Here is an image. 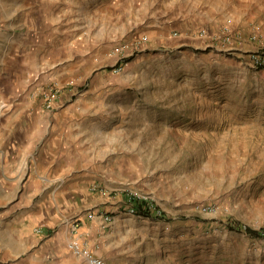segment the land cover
Segmentation results:
<instances>
[{"label":"rangeland","instance_id":"obj_1","mask_svg":"<svg viewBox=\"0 0 264 264\" xmlns=\"http://www.w3.org/2000/svg\"><path fill=\"white\" fill-rule=\"evenodd\" d=\"M100 1L110 7L112 0ZM201 3L203 8H173L195 22L192 30L173 27L162 35L130 23L145 8L0 0V50L4 45L15 79L0 95V110L4 99L28 97L42 105L51 86L61 88L57 106L92 85L116 87L106 93L121 110L116 179L90 190H100L107 204L114 197L120 207L99 212L122 215L142 230L146 264H264V66L257 63L264 58V0ZM69 15L90 26L83 30L75 20L68 33L63 21ZM225 24L233 31L217 36ZM202 29L209 35L200 36ZM84 31L91 34L88 41L79 35ZM252 34L258 39L250 40ZM67 35L91 49L103 41V50L91 53L90 71L66 82L48 79L50 68L35 62L37 49ZM25 171L17 175L0 155V264H61L55 253L41 254L34 241L47 242L65 227L55 222L44 237L25 227L36 220L40 195L49 192L34 188L33 174ZM129 198L159 213L130 215ZM249 229L262 235L252 237Z\"/></svg>","mask_w":264,"mask_h":264},{"label":"crops","instance_id":"obj_2","mask_svg":"<svg viewBox=\"0 0 264 264\" xmlns=\"http://www.w3.org/2000/svg\"><path fill=\"white\" fill-rule=\"evenodd\" d=\"M67 2L73 0H66L65 8H79L90 2H96L94 8H145V14L133 21L130 19V23L136 28L142 26L162 35L173 27L182 30L195 27L193 20L173 8H203L201 0H112L106 5L110 7H104L105 2L100 0H79L72 5ZM75 20L76 27L81 26L83 30L90 26L87 21L79 23V18L69 15L63 21L68 33L75 27ZM79 35L87 41L91 36L86 31ZM67 39L68 35L60 42L44 43L37 49L35 62L40 61L50 68L46 78L66 82L76 74L86 73L91 69V53L103 50V41L91 49L89 43L83 45L84 40ZM29 55L27 53L25 60L21 61L19 71L24 72L22 68L29 64ZM8 68L3 45L0 50L2 96L4 87L10 88L11 83L15 86V79L10 78ZM113 89L116 87L92 85L77 100L62 102L53 112L46 111L28 97L13 101L4 99L1 103L0 155L3 163L17 168V175L25 170L32 173V186L49 190L47 194L40 195L39 206L34 213L35 222L30 220L25 227L39 237H44L45 233H35L36 227H42L44 232H48L55 222L65 227L47 242L34 241L41 254L53 252V258L61 264L83 262L84 258L74 255L69 248L74 239L87 244L91 254L103 257L106 264H146L147 261L143 256L147 251L143 232L136 225L128 223L122 215L114 218L112 226L104 225L101 216L88 218V210L92 208L116 211L120 207L114 197L107 204V199L90 190L94 184L107 187V179L115 181L112 173L119 166L117 158L122 151V134L116 122L121 120L120 104L112 102L106 95ZM13 93L16 97L17 89ZM78 213L82 214L84 221L74 233L72 222Z\"/></svg>","mask_w":264,"mask_h":264},{"label":"built area","instance_id":"obj_3","mask_svg":"<svg viewBox=\"0 0 264 264\" xmlns=\"http://www.w3.org/2000/svg\"><path fill=\"white\" fill-rule=\"evenodd\" d=\"M231 31H233L231 26L225 24L221 27V32L219 34H216V35L222 36L223 34H228ZM198 34L200 36L209 35L205 29L200 30ZM236 37L238 39L243 38V36L240 33H236ZM249 39L250 40H257L258 36L256 34H252L249 37ZM257 63L261 66H264V58H258ZM60 92H61V88H59L57 86H51L49 88L47 87L44 89V91L42 93V105H43L45 110L50 112V111H53L55 109V107L57 106V103L59 101ZM73 94L75 95L76 92H74ZM98 194L101 195V192L98 191ZM102 194L106 195L105 192H103ZM137 203H138L137 200H135L134 198L133 199L129 198L128 202L126 203V207H125L126 212L130 215H137V214L145 215V214L139 212ZM141 206L143 209L149 210L154 215L159 213V210H155V208L150 204H147V203L143 204L142 203ZM96 215L101 216V218L103 219V224L106 226H110L114 221V216L112 215L111 211H109V210L100 211V212L99 211L97 212L96 210H94V211L88 212V218L89 219L94 218ZM83 221L84 220L82 219V215L75 217V219L72 222V225H73L72 231L74 233L78 232V230L81 228ZM35 232L43 233L44 229L42 227H36ZM69 248L74 255L84 258V260L81 264H106V260L103 257L98 256V255H92L91 252L89 251V246L87 244H81L78 241V239L72 240L69 243Z\"/></svg>","mask_w":264,"mask_h":264},{"label":"trees","instance_id":"obj_4","mask_svg":"<svg viewBox=\"0 0 264 264\" xmlns=\"http://www.w3.org/2000/svg\"><path fill=\"white\" fill-rule=\"evenodd\" d=\"M138 209L140 213H143L148 216L152 215V213L149 210L143 209L141 205L138 206ZM248 233L252 237H260L262 235L259 230H253V229H249Z\"/></svg>","mask_w":264,"mask_h":264}]
</instances>
